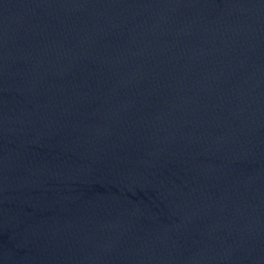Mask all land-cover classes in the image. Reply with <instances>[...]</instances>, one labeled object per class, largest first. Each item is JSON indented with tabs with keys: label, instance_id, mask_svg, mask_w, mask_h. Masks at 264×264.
Instances as JSON below:
<instances>
[{
	"label": "water",
	"instance_id": "1",
	"mask_svg": "<svg viewBox=\"0 0 264 264\" xmlns=\"http://www.w3.org/2000/svg\"><path fill=\"white\" fill-rule=\"evenodd\" d=\"M0 264H264V0H0Z\"/></svg>",
	"mask_w": 264,
	"mask_h": 264
}]
</instances>
